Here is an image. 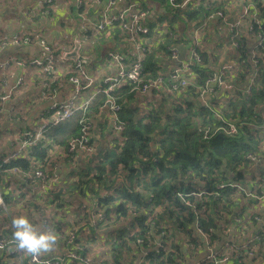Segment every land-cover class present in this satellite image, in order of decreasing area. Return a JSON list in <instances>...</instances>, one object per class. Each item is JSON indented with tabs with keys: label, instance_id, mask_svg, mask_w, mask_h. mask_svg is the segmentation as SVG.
Segmentation results:
<instances>
[{
	"label": "trees",
	"instance_id": "trees-1",
	"mask_svg": "<svg viewBox=\"0 0 264 264\" xmlns=\"http://www.w3.org/2000/svg\"><path fill=\"white\" fill-rule=\"evenodd\" d=\"M174 1V6L168 0L117 2L119 9L138 2L135 11H147L142 20L149 32L143 42L146 52L141 77L144 82L160 79V86L148 90V95H139L138 84L125 80L109 96L97 94L85 111L79 110L73 118L45 133V138L52 142L50 146L43 148L47 144L40 142L27 157L7 161L0 169L10 177L23 175L19 179L21 188L3 195L7 206L20 204L24 195L21 189L31 187L27 184L33 182L30 177L35 176V170L48 169L46 180L34 183V188L47 190L43 204L23 210L30 217H43L40 230H54L59 243L74 236L69 251L77 257L66 255L70 264H212L207 258L209 254L203 253L208 247H203V238L197 232V228L208 227L216 228L213 233L217 242L212 247L215 259L226 256V264H259L264 258V215L258 211L264 208V0H243L240 5L232 0H193L184 5L185 0ZM68 2L73 12L72 1ZM87 2L83 9H78L79 13L84 12ZM244 7L248 8V15L232 33L229 29L223 33L221 23L225 21L218 16L219 12L238 18ZM232 8H235L232 13H225ZM46 10L48 4L34 11L40 14ZM113 28L101 32L109 41L107 46L97 48L95 60L105 58V51L114 49L125 56L124 64H129L134 59L132 46L115 43L125 34L119 25ZM202 30L206 32L200 45H192L194 51L180 59L188 61L190 57L194 62L190 72L181 76L187 84L180 86V80H170L174 62L168 60V50L178 47L183 56L182 48ZM89 35L97 36L92 32ZM204 42L211 47L206 48ZM193 53L200 57L193 60ZM221 53L225 54L224 62L237 63L230 68H223L224 62L218 66L216 55ZM205 58L212 64L202 62ZM218 72H222L231 89L211 85L203 96L207 103L204 105L203 80ZM64 96L66 93L62 99ZM108 97L121 107L118 117L124 125L122 132L109 126L102 108ZM86 120L91 125L96 122L101 132L108 130L102 140L93 134V128L84 129ZM230 126L235 127L236 133H231ZM87 131L96 150L90 155L80 150L69 153L68 141L86 136ZM51 148L57 157L53 162ZM57 161L61 162L65 175L59 187L49 183ZM195 194H201L200 200L195 199ZM229 195L233 198L235 195V203L231 204L233 198L228 203L236 207V214L227 219L236 225V230L251 232L242 242L224 237L214 224L212 212L217 213L221 200ZM192 196L197 209L203 210L200 224L198 220L194 222V214L186 204ZM47 207L53 209L46 215ZM98 211L103 219L97 218L91 225ZM3 214L0 233L4 235L0 237L10 247L14 244L11 228L14 212L10 209ZM85 219L89 230L78 226ZM240 223L243 229L238 227ZM81 235L90 238L83 239ZM154 235H161L160 241ZM140 239L142 243L137 241ZM151 240L156 241L155 247H150ZM254 247L257 251L251 258L249 252ZM91 248L101 250L90 257ZM54 256L44 258L40 264ZM6 258L0 252V264H31L29 255L21 259L12 256L9 263L4 262Z\"/></svg>",
	"mask_w": 264,
	"mask_h": 264
},
{
	"label": "built area",
	"instance_id": "built-area-1",
	"mask_svg": "<svg viewBox=\"0 0 264 264\" xmlns=\"http://www.w3.org/2000/svg\"><path fill=\"white\" fill-rule=\"evenodd\" d=\"M87 0H74L75 3V10L79 9V7L84 6L85 2ZM95 1V0H94ZM173 1V0H170ZM193 0H185L182 5H184L187 2H190ZM200 1V0H198ZM52 0H37L34 4V7H40L43 4H50ZM96 4H100V2H96ZM138 2H133L132 4L126 6L123 10L120 11L119 8H117V2L114 3L113 0H106V6L103 8L102 12L99 14V18L95 22H91L89 18H85L82 14L78 15L75 13L76 16H80L79 18L82 19V30L85 34L88 35L89 31L90 33L95 30V33L92 35H98L103 30L108 29L112 26L119 25L121 29H124L130 37H137L140 36L146 37L149 30L148 28L142 24V20L146 17L147 11L142 12H136L135 8L138 7ZM116 9V12L113 13V10ZM245 12V13H243ZM248 15V8L244 7L242 13L237 17H234L232 21V26L229 29L231 33L236 29V27L241 23L240 20ZM218 16L224 20V16L221 12H219ZM254 16V15H253ZM131 29V30H129ZM20 40L17 37L13 38L14 44H19ZM23 44H30V38L25 37L22 39ZM37 44L42 49V54L38 58H33L31 60L27 61H19L18 59H15L10 64L17 65V67L21 68V72L19 76L16 78V80L13 82L12 87L8 88V91L0 98V113H8L10 107L7 105V108H5L4 103L8 102L9 99L13 96L16 90H18L23 84L26 83V77L25 73L22 72L23 68H31L33 70H37L35 73L36 75H41L43 73L45 76L49 75L51 76L52 73H54V70L58 71H66V68L69 70V68H76L74 70L82 72L80 65H82V61L79 59H76L75 61H72L70 65L66 63L67 59V52L65 51H58L55 52L52 48H54L53 45H50L47 43V41L39 37L37 40ZM139 47L136 49L135 46H133V53L132 56L134 59H131V62L129 64H123L118 70H117V76L109 77L107 75L103 76L102 81L100 82L103 87L100 90V93H103L105 96H109L111 92H113L117 86H119L122 82L125 80L128 81H135L140 75L142 71V61H143V55L146 52V48L142 45V40H139V43L137 44ZM170 56L171 60L174 62V69L173 72L170 74V80L173 79L174 81H178L179 76L181 77L182 74H188L191 70L190 66L193 65L190 57L188 61H181L180 59H184L183 56L179 55L178 48L177 47H170ZM194 50H192L193 52ZM191 52V53H192ZM190 53V54H191ZM189 55V54H188ZM193 57H196V54H192ZM78 56V55H77ZM120 57V55H117ZM118 57H115L118 59ZM180 57V59H178ZM253 57V55H252ZM107 58L110 60V58H114L113 55L107 54ZM124 58L120 59V62L124 63ZM180 64V65H177ZM9 62L6 63V67H8ZM231 66H223V68H230ZM180 68V69H179ZM219 73V74H218ZM218 73H212L209 77V83L205 85V91L203 90L201 93V98L209 91L211 85H217L218 87H222L225 90H230V86H226V81L223 78L222 72ZM182 78V77H181ZM85 81L84 84L79 80L77 77H70L69 83L71 85V90L66 94L63 100L57 102H51L47 107L43 108L40 114V120L38 122V126L34 128H29L23 132H18L15 134L14 139L9 141L7 144V150L5 154H2L0 157V169L2 168L3 164L10 160H16L18 158L27 157L31 153V148L33 146H36L43 138L46 132L50 130L53 126L59 125L60 123H63L65 121L70 120L74 117V115L79 110H84L86 105L88 104V100L92 99L93 97H89L87 99H82L80 97V92L83 89L88 88L92 84H94V81L90 79L85 74ZM135 83V82H134ZM187 84V81L183 78L180 80V86H185ZM35 87V86H34ZM37 93L35 94V98H42L46 99L49 97L55 96L54 94L44 97L43 91L46 90L47 84H44L43 87L38 86ZM150 89H147L148 91ZM89 100V101H90ZM203 103L207 105L205 99H202ZM108 104V110L111 112L110 115V121H112L113 126L116 131L122 132L124 129V125L122 122H120L118 113L121 110V107L115 104L113 99L111 97H108V100L105 101L104 105ZM84 129H88L91 125V122L86 120L84 124ZM234 131V129H233ZM236 131V130H235ZM80 147H83V150L91 151V147L88 145V139L86 137L81 138H74L69 143L68 150L69 152L77 151L78 149H81ZM82 151V150H81ZM1 172V171H0ZM15 170H13L11 173H14ZM36 175L41 176V172L37 173ZM41 179L40 177H38ZM44 180V178L42 179ZM1 181V177H0ZM54 183V182H53ZM248 196H252L249 194ZM264 197V194H263ZM6 210V203L4 201L3 195L0 191V212ZM99 218V221L103 219L102 214H98L95 218L92 219L91 225H94L96 222V219ZM74 236H71L67 241L73 242ZM210 247H208L209 249ZM213 249L210 250V253L208 255V259L212 260V264H226L227 257L224 256L221 259H215L213 254ZM256 248L254 247L250 252L249 256L252 258V256L256 253ZM0 252L4 254L5 257L11 258L12 256L17 257L18 259H21L24 257L25 253L19 252L15 248V244L11 245L10 247H6V241L5 239H0ZM68 254V253H67ZM66 254V255H67ZM11 256V257H10ZM70 258H76L74 253L69 255ZM67 256V257H69ZM53 261V260H52ZM57 262V264H61L57 259L54 260ZM51 261H47L43 264H51ZM260 262V260H259ZM29 263L35 264L37 263L32 259V257L29 258Z\"/></svg>",
	"mask_w": 264,
	"mask_h": 264
},
{
	"label": "rangeland",
	"instance_id": "rangeland-1",
	"mask_svg": "<svg viewBox=\"0 0 264 264\" xmlns=\"http://www.w3.org/2000/svg\"><path fill=\"white\" fill-rule=\"evenodd\" d=\"M87 1H88L87 2V6H88L89 3H90V0H87ZM95 1L96 2H102L101 0H95ZM113 1H114V3H116V2H118L120 0H113ZM168 2L172 6L175 5V1L174 0L173 1L168 0ZM232 2L235 3V4H237V5H240L243 2V0H232ZM58 4H59V2H57L55 0H52V2L50 4H48V5L49 6H52L54 8V10H56V8H58ZM2 6H3V4H2V2H0V7H2ZM125 7H126L125 4L122 5V7H120V11L123 10ZM79 9L81 10V9H83V7L81 6V7H79ZM234 10H235V8H232L229 11H226L225 13L226 14H230ZM71 13H73V14L77 13L78 15H80V13L78 12V9L75 10L74 9V6H73V12H70V10L67 11V14H71ZM243 13H245V12H243ZM229 16L230 15H225L224 16L225 24H224V22L221 23V29H222L221 31H223V33L226 32L228 29H230L231 26H232V21L233 20L231 22H228V20L230 19V17H233V19H234L235 16H230V17ZM59 22L62 23V26H60V27L58 26L60 28L59 31L55 30L56 29V26L58 25V19H56V21L52 22L51 23L52 25L45 27L44 28L45 31L52 32V31L55 30V33L57 32V34L59 32H61V37L64 36L66 34L67 30L69 29V27L64 22H62V21H59ZM112 29H114L113 26L110 27V28H108V29H105V30L111 31ZM129 30H131V29H129ZM120 31L123 32L125 35H123L119 39L115 40V43L122 44V45H129V43H130V45L132 46V49H131V57H133L132 56L133 46H135V48L137 49L139 47L137 45L139 43V40L140 39L142 40V45H143V42L145 40H147V39H146V37H142L141 38L140 36H137V37H129L128 33L124 29H122ZM205 32H206V30L199 31L197 34L194 35L193 41H191L190 44L187 47L184 46L182 48V55H183L184 58L188 54H190L192 52V48L193 47L190 48L192 45H196V46L200 45V43L202 41V36L204 35ZM163 33H165V32H163ZM182 33H183V30H182ZM44 34H45V36H43L42 34H40L37 37H42V38H44L46 40V37H48V33L45 32ZM58 35L60 36V34H58ZM86 36H87V34H82L81 33L79 37H74V38L69 39V40H63L62 39L58 43V45L57 44H51V43H49L46 40L47 43H49L50 45H53L54 46V48H52V49L55 52H58L60 50L61 51L63 50L65 52H67V54H68L69 48L67 47V44L70 43V42L72 43L71 45L73 46L74 49L75 48L78 49L79 47L80 48L82 47L81 52H80V55L79 54H76L75 56H73L75 58L72 60V61H75L76 59H78V56L77 55H79L80 57H82V58H84L86 60V62H83L82 61V65H80V67H81L80 70H82V72L77 71V70H74L76 68H74V69L69 68V70L66 68V71L54 70V73H52L51 76H49V75L45 76L43 73H41V75L38 76V75H36V73L34 72L33 69H30V68H26L25 67V68H23L22 72L26 74L25 77H26V80L27 81L18 90H22L23 88H25L28 85H32V86H35V87H38V86L43 87L44 84H47L46 90L43 91V93H44L43 96L44 97H48V96L54 94L56 92V90H58L59 88L63 87L67 83H69V78L70 77H77L79 80H81V82L84 83L85 81H83V80H85L84 78H85V74H86L90 79H92V81H94V79H95V81H94V84H92L91 86H89L86 89H83L80 92V97L82 99H87L89 97H93L91 100L89 99L90 101L88 100V102H87L88 104H89V102L93 101V99L97 96V94L100 93V90L103 87V85L100 83L102 81L101 77L102 76H105V75H107L109 77L117 76V70L121 66H123V64H124V63L120 62V59L121 58H124L125 56L124 55H120V57H118L117 56V55H119V54H117L118 51H116L114 49H110V50H106L105 53H107V54L109 53V54L113 55L114 58H110V60H109L106 57L107 56V54H106L105 55V58H103L101 56V59H97L95 61H92V59H93L94 56H97L98 57L99 51H97V48L99 46H107L108 45L109 37L106 36L104 33H100L97 36H95L94 38H91V36H89L87 38ZM181 45H185V44L184 43H181ZM203 45L206 48H210L211 47L210 44H206L205 42H204ZM123 47L124 46H120V49H123ZM178 52H179V55L181 56V54H180L181 51H180L179 48H178ZM165 56H166V54H165ZM216 56L219 58V60H218V66H219L220 63H223L224 62L225 54L224 53L223 54L221 53V54H218ZM115 57H118V59H116ZM167 57H168V60L171 61L172 58L170 56V51H169V54L167 55ZM196 57H200V56L199 55H196ZM196 57H194L193 60ZM220 57H221V60H220ZM178 59H180V57H178ZM124 60H125V58H124ZM87 61L88 62H94V65L95 66H93V67H91V65L90 66L89 65L86 66L87 65ZM166 61H167V59H166ZM205 61L207 63H209V64H212L209 61V59H207V58H205V60H202V62L206 63ZM236 63L237 62H235V61L229 60V61H227V63L224 62V66H231V67H233V65L236 64ZM216 64H217V62H216ZM216 64H214V65H216ZM225 64H227V65H225ZM15 66L17 67V65H15ZM172 67L174 68V65H172ZM169 71H170V69H169ZM167 73L170 74V72H167ZM178 80H181V77L180 76H179ZM209 80H210V77H207V80H203L204 81L203 83L205 85H207V83H209ZM160 81L161 80L159 79V80L154 81V82H149V81L144 82V81H142V77L140 75L133 82H136V84H138V86H139V91H138L139 95H148V92L146 90L147 89H150L151 90L152 88H155V87L160 86V84H159ZM230 85L231 84L226 81V86H230ZM34 101H36V98H32L31 99V103H29V102L23 103L24 106L18 108V111L19 112L15 111L16 108H13L12 110L9 109V112L12 111L11 113H13V114L10 113L9 116H8V118H10V116L13 117L15 115H18L21 111L28 110L30 108V106H33V103L32 102H34ZM27 103H29V104L27 105ZM88 104L85 106L86 108H87ZM105 106L106 105H103L102 108H103V111L106 113V115L108 117V120H109L110 119L111 112L108 110V106H107V110H105L104 109ZM86 108L84 110H82V111H85ZM208 108H211V107H208ZM95 123L96 122H94L93 125H90V127L88 129L91 130L93 128L92 129L93 130V134H95L97 136V139L102 140L103 137H104V135L107 134L108 130L105 129V130H103V132H101L100 128L98 127V125H95ZM109 123H110V125H109L110 128L113 129V130H115L112 121L109 120ZM229 129H230L231 133H236L235 127L230 126ZM233 129H234V131H233ZM8 134H3V133L0 134V144L1 145H3V144L5 145L6 143H8L12 139H14L15 134L14 135H11V133H8ZM84 137H86L88 139V145L92 149L91 151L86 150L85 152H89V153H84V154L90 155L93 151L96 150V148H95L94 145L91 144L90 138L88 136V131L86 133V136H84ZM72 139H74V138H71L68 141V147H69V143L71 142ZM40 142H45L47 144L46 146L44 145L43 148H45L47 146H50L52 144V142L49 139L45 138V136H44V138ZM97 145H99V144L97 143ZM97 145H96V147H97ZM80 148L81 149H78V150L84 151L83 150V147H80ZM51 151L52 152L50 154V158H51V160L53 162L57 158L56 157V151L54 149H52V148H51ZM67 151L69 152L68 148H67ZM69 153H73V152H69ZM73 158H76V157H73ZM60 164H61L60 161H57L56 162L55 167H54L53 171L51 172V174L49 176L50 177L49 183L51 185L55 184L58 187L61 185V180L63 178H65V175L63 176V173L64 172L61 169ZM34 165H35V163H33V166ZM36 166H38V165H36ZM72 166H75V165L73 164ZM62 167H63V165H62ZM36 172L37 173L41 172V176L36 175ZM47 172H48V169L45 168V167L43 169H40V170H35V176L34 177H30V179L33 182H31L30 184H27V185H29L31 187H29V188L28 187H24V188L21 189V191L24 193V195L21 196V199L22 200H21L20 204L12 205V206L9 205V208L8 209H7V206H6V210L5 211H1V212L7 214L9 212V210L12 209L13 212H14V216H18V215H24V213H25L24 210H32L36 206H38V207L41 206L43 204L42 203V197L46 196L45 194L47 193V190H43L42 189L43 187H41L39 189L34 188L35 187L34 183L35 184H40L41 181H43L42 180L43 178H44V180H46V173ZM19 176L21 177L23 175H17V177H19ZM37 176L40 177L41 179L37 178ZM7 178H9L8 184H10V185H12V187H14L12 190H16L17 188H19L20 184L17 183V181L15 180V177H14V179H12L13 176L7 177ZM34 179H39V181L34 180ZM3 185H5V183H3V181H0V191H1V194H3V190H4L3 189V187H4ZM20 188H21V186H20ZM249 194H251V193H248L247 195H249ZM195 195H197L196 196L197 198H195V197L194 198L197 199V200H200L201 194L200 195L199 194H195ZM253 197H256V195L253 194ZM229 198H233V195H229V197L223 198L221 200V203L218 206L219 209L217 210V213H213L212 212V215H214V224L216 223V226L217 225L219 226V232H220V234H221V232H223L222 235L224 237H226V238H228V237H233L235 239H239L241 237L246 238V237H248V234H249L248 230H242V231L241 230H238L237 233H236V235H234L235 226L236 225L235 224H232L227 219V216H235V214H236L234 212L236 210L235 209L236 207L235 206H231V207L229 206V203H228V199ZM234 201H235V195H234V198L231 201V204L232 203L234 204L235 203ZM26 202H29V203H26ZM56 204H59V203L56 202ZM186 204H189V206H190V208H191V210H192V212L194 214V222L196 220H198V223L200 224V219H201V217L204 214L202 212L203 211L202 209L198 210L197 207L194 205V203H193V196H192L191 200H187L186 201ZM239 204H242V203L239 202ZM95 208L96 207H93V210ZM258 211L262 214V217H263V215H264V208L263 209H260ZM1 212H0V215H2ZM255 212H257V211H255ZM233 213H234V215H233ZM250 213L252 214L254 212H250ZM98 214H101L100 211H98ZM97 215L95 214V217ZM12 218H13V216H12ZM257 218H261V217H257ZM263 221H264V219H263ZM86 224H89L88 219H85V220L80 221L79 224H78V226H84L83 227L84 230H89L90 228L88 226L86 228V226H85ZM237 225H238V227L240 229H243L244 228L242 226L243 224H241V223L240 224H237ZM246 226H248V224ZM193 229H194V233L197 236L199 234L200 237L203 238V241H202L203 242V247H205V248L206 247H210L209 249H203V253H208L209 254L210 253V250L213 249L212 247L217 242V241L215 242L216 235H215V233H213V232H215V229L216 228H214V227H212V228L208 227L207 229H204L203 228L204 230L203 229L202 230L205 231L206 233H203L200 228H197L198 234L196 232V229L195 228H193ZM251 230H252V228H251ZM0 234L4 235V233H0ZM92 236H93V232H92ZM81 237L83 239H89L90 238L89 236L86 238L83 235H81ZM154 238L157 241H160L161 235H156ZM0 239H4V237L1 236ZM103 240H104V238H103ZM137 241L138 242H141V243L143 242L142 239L137 240ZM97 242H101V241H97ZM61 243H63V246H60ZM71 243H72V241L71 242L65 241V240L64 241H61L59 243V246H58L56 252L54 253L55 256L52 257V258H50L51 260L49 259L47 261H51L50 262L51 264H57V262L54 261V260L57 259L61 264H70V261H69L70 258H67L66 257V251H68L67 256H69L70 254H72V251H69L71 249ZM155 246H156V241L153 242V240H151L150 247H155ZM100 250H101L100 248H91L90 257H93L94 254L97 253V251H100ZM26 255L27 254H25L24 256H26ZM74 255H75V257H77V255L75 253H74ZM194 257H192V258H194ZM8 258L9 257H7L4 260L5 263L6 262L7 263L11 262V259L10 258L8 259ZM29 258H30V256H29ZM1 260H2V257H1Z\"/></svg>",
	"mask_w": 264,
	"mask_h": 264
},
{
	"label": "crops",
	"instance_id": "crops-1",
	"mask_svg": "<svg viewBox=\"0 0 264 264\" xmlns=\"http://www.w3.org/2000/svg\"><path fill=\"white\" fill-rule=\"evenodd\" d=\"M37 0H15L13 2L9 1H0L2 2L3 6L0 7V98L8 91V88L12 87L13 82L16 80V78L19 76L21 72V68L16 67L15 65H11L10 63L14 61L15 59H18L19 61H29L33 58H38L42 54L41 47L37 44V40L39 37L38 35L42 34L45 36V32L48 33V37H46V40L51 44H57L63 39V40H69L74 37H79L80 34H85L82 30V19L75 14H67V11H69L70 3L68 0H62L58 1V8L54 10L52 6H49V10L42 11V13L38 14L36 11H34L36 8H41L42 6L34 7V4ZM72 4L75 8L74 0H71ZM94 1V0H93ZM106 6V3L100 2V4H96L95 1L93 3H89V6L86 7L84 10V13L82 14L85 18H89L91 22H95L99 18L100 12H102L103 8ZM58 19V25L56 26L57 31H59V27L62 26V23L59 21L64 22L67 24L69 29L67 30L66 34L61 37L55 33V30L52 32L45 31V27L52 25L51 23L56 21ZM59 26V27H58ZM95 33V30H93L92 34ZM91 34L90 32L88 35ZM17 37L20 42L19 44L13 43V38ZM25 37L30 38V44H23L22 39ZM88 38V36H86ZM75 43V42H74ZM72 43H68L67 47L69 48V52L67 54L66 63L70 65L72 63V60L75 58L73 57L74 53L79 54L81 52L82 47L78 49H74L71 45ZM74 49V50H73ZM107 53H105L106 55ZM78 55V56H79ZM96 56L93 57L92 61H95ZM9 62L8 67H6V63ZM93 62H88L87 65H91ZM31 69V68H30ZM37 70L35 69L34 72ZM27 81V80H26ZM71 90V85L66 84L65 87H62V89L59 91L56 90L55 96L49 97L46 99L37 98L36 101L32 102L33 106H30L28 110L21 111L18 115H15L13 117L10 116L8 118V113H0V134H8L11 133V135H14L18 132H23L29 128H34L38 126V122L41 119L40 114L43 108L47 107L51 102L54 101H61L62 95L64 93H68ZM37 93V88L28 85L22 90H17L13 97L9 99V101L4 103L5 108H7V105L10 107V110L13 108H16L15 111H18L19 107L24 106L23 103L29 102L31 103V99L35 98V94ZM65 97V96H64ZM27 103V105L29 104ZM204 104V103H203ZM205 105V104H204ZM1 106V103H0ZM13 114V113H11ZM9 135V134H8ZM7 150V144H0V156L2 154H5ZM1 175V181L5 183L3 185V194L6 195L10 192H12L13 188L12 185L8 184L9 175L6 173L0 172ZM15 175L12 179H14ZM19 177H15V180L18 184H20ZM8 179V180H7ZM16 186V185H15ZM21 186V184H20ZM19 186V187H20ZM18 189V188H17ZM11 194V193H10ZM6 198V197H5ZM7 199V198H6ZM9 203V202H8ZM7 206V205H6ZM9 208V205L7 206ZM53 207H47L46 215L51 213ZM2 215H4L2 213ZM0 215V217L2 216ZM30 217V216H29ZM31 221L37 225L40 229V224H43V217L40 216H34L30 217ZM238 230L235 229L234 235H236ZM251 234V232L248 234V236ZM231 240H237V242H242L245 240L244 237H241L239 239H235L233 237H230ZM259 264H264V258L260 259Z\"/></svg>",
	"mask_w": 264,
	"mask_h": 264
},
{
	"label": "clouds",
	"instance_id": "clouds-1",
	"mask_svg": "<svg viewBox=\"0 0 264 264\" xmlns=\"http://www.w3.org/2000/svg\"><path fill=\"white\" fill-rule=\"evenodd\" d=\"M11 228L16 250L29 255L37 264L54 254L59 246L58 234L52 229L41 231L27 214L13 216Z\"/></svg>",
	"mask_w": 264,
	"mask_h": 264
},
{
	"label": "water",
	"instance_id": "water-1",
	"mask_svg": "<svg viewBox=\"0 0 264 264\" xmlns=\"http://www.w3.org/2000/svg\"><path fill=\"white\" fill-rule=\"evenodd\" d=\"M116 10H114V12H115ZM233 20V17H230V19L228 20V22H231ZM73 56H75V53H74V55ZM78 59L79 60H81V61H83V62H86V60L84 59V58H82V57H80V56H78ZM107 106H108V104L105 106V110H107Z\"/></svg>",
	"mask_w": 264,
	"mask_h": 264
}]
</instances>
